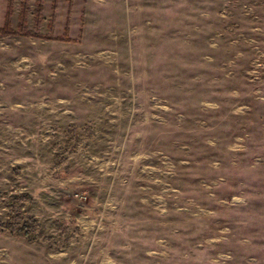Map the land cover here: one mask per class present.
<instances>
[{"label": "rangeland", "instance_id": "374dc122", "mask_svg": "<svg viewBox=\"0 0 264 264\" xmlns=\"http://www.w3.org/2000/svg\"><path fill=\"white\" fill-rule=\"evenodd\" d=\"M3 27L0 264H264V0H0Z\"/></svg>", "mask_w": 264, "mask_h": 264}, {"label": "trees", "instance_id": "16d2710c", "mask_svg": "<svg viewBox=\"0 0 264 264\" xmlns=\"http://www.w3.org/2000/svg\"><path fill=\"white\" fill-rule=\"evenodd\" d=\"M7 9H8V10H10V6H8V8H7ZM9 13H10V12H8L6 15L8 16V15H9ZM5 28H6V27H3V28H1V29H0V35H1V34H5V31H6V29H5Z\"/></svg>", "mask_w": 264, "mask_h": 264}]
</instances>
